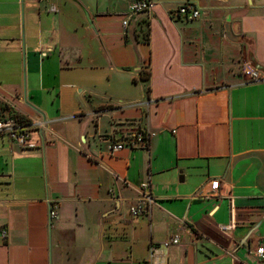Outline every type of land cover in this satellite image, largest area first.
<instances>
[{"label": "crops", "instance_id": "0c3cea01", "mask_svg": "<svg viewBox=\"0 0 264 264\" xmlns=\"http://www.w3.org/2000/svg\"><path fill=\"white\" fill-rule=\"evenodd\" d=\"M133 1L0 0V264H264V0Z\"/></svg>", "mask_w": 264, "mask_h": 264}, {"label": "built area", "instance_id": "2783aa9c", "mask_svg": "<svg viewBox=\"0 0 264 264\" xmlns=\"http://www.w3.org/2000/svg\"><path fill=\"white\" fill-rule=\"evenodd\" d=\"M44 0H38L40 3ZM154 2L152 0H134L130 3L128 12L125 15V19L123 20V26L126 28L129 26L131 20H139L143 16H149L154 8ZM174 16L183 17L186 20H194L200 17V10L193 4L186 2L182 4L177 10H175ZM243 73L248 77L249 81L255 82L260 81L264 78L261 72L257 69H254L249 64H245L243 66ZM0 109V135H7L10 139L16 141L21 146H26L29 139L30 133L32 130V126L25 119H21L17 116L12 115H4L1 113ZM150 133L145 132L143 130L137 131L134 134H131L127 137V139L123 142H115L112 143L109 147L111 153H116L122 150L125 147H134L135 144L146 146L148 144ZM220 182L215 180L212 182V188L217 189L219 187ZM148 187L147 183L142 184L141 189L143 191L144 199L148 202H154V198L146 192ZM131 212L135 215H139L144 212V208L141 204L131 207ZM56 211L55 208L51 209V216H55ZM230 227V226H228ZM223 229H227L226 227H222ZM3 239L7 238L6 231L2 232ZM180 241V237L178 234L171 236L169 239L165 240L161 243L160 246H155L151 248L152 251V260L156 262V264H163L162 259L157 257L159 250L168 249L169 247L178 244ZM255 255L259 258H262L264 255V245L259 246L255 250Z\"/></svg>", "mask_w": 264, "mask_h": 264}, {"label": "trees", "instance_id": "16d2710c", "mask_svg": "<svg viewBox=\"0 0 264 264\" xmlns=\"http://www.w3.org/2000/svg\"><path fill=\"white\" fill-rule=\"evenodd\" d=\"M21 118H22V116H21ZM27 122H29L28 120H26Z\"/></svg>", "mask_w": 264, "mask_h": 264}]
</instances>
